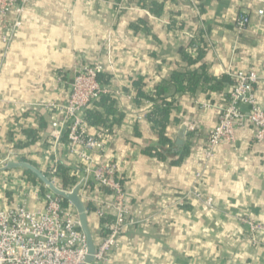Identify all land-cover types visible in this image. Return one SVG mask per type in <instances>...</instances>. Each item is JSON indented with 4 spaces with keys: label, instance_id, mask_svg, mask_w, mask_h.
Here are the masks:
<instances>
[{
    "label": "crops",
    "instance_id": "obj_1",
    "mask_svg": "<svg viewBox=\"0 0 264 264\" xmlns=\"http://www.w3.org/2000/svg\"><path fill=\"white\" fill-rule=\"evenodd\" d=\"M144 1L29 2L8 52L0 41V158L20 154L21 160L39 168L55 159L70 163L80 173L78 182L88 177L80 190L85 204L96 198L114 206V195H103L66 141L50 140L52 123L62 119L61 106L71 94L77 60L100 62L103 73L110 76L107 85L122 93L116 97L124 117L107 149L93 157L113 165L128 208L148 218L123 232L107 264H264V233L255 244L234 218L243 214L264 224V144L254 141L255 128L249 123L238 131L234 145H218L209 162L205 156L210 132L218 124L221 108L229 104L233 84L223 91L198 90L179 100L169 137L177 144L182 126L197 124L195 133L187 129L183 145L189 154L180 166L143 153V146L157 142L158 135L145 116L148 102L140 107L133 100L137 78H143L151 91L177 70L196 69L188 66L181 52L196 59L203 42L207 47L201 63L210 77L260 69L264 0ZM148 1L161 6L160 15L149 10ZM241 16L249 18L242 31L237 27ZM197 33L202 35L195 42ZM254 91L264 105V82L255 84ZM240 105L248 113V107ZM26 129L39 134L32 146H25ZM8 174L26 178L21 169ZM35 190L28 192L30 209L41 207ZM192 190L212 197L216 209L194 198L182 204ZM14 195L0 192V205L12 204ZM111 211L115 213L114 207ZM90 219L93 236L99 239L100 221L94 212Z\"/></svg>",
    "mask_w": 264,
    "mask_h": 264
},
{
    "label": "built area",
    "instance_id": "obj_2",
    "mask_svg": "<svg viewBox=\"0 0 264 264\" xmlns=\"http://www.w3.org/2000/svg\"><path fill=\"white\" fill-rule=\"evenodd\" d=\"M30 1L0 0V41L5 45L6 52L22 26V16ZM13 13L14 19L11 18ZM248 24L247 16H241L237 21V27L241 31ZM103 71L104 66L100 62L85 64L77 60L71 94L68 101L61 106L62 119L52 123L50 136L53 144L66 136L69 152L78 158L87 176L92 175L99 189L106 187L114 195V206L96 198H91L90 204H86L87 211L90 207L105 232L99 239L94 238L96 252L92 264H107L110 253L119 247L123 232L148 220L133 214L128 208L123 185L113 165L95 162L93 157L94 152L105 151L108 141L114 136L109 135L105 139L107 131L90 126L84 111L103 95L122 94L114 93L110 86L100 84L98 78ZM230 77L234 82L230 102L221 108L218 124L210 132L205 152L207 162L214 158L218 145H234L238 131L249 123L255 128L254 141L264 144V105L257 100L254 91L255 84L264 82V63L260 69L240 70ZM241 103L248 107V113L242 109ZM187 129L195 133L197 124L191 122ZM12 161H22L21 155L8 153L0 158V169ZM60 161L55 159L49 164L50 179L54 184L57 181ZM200 176L201 174L197 175ZM87 178L81 182V188L87 185ZM32 188L37 190L36 200L41 203V207L37 209H30L27 205L28 192ZM10 191L15 194L14 202L8 206L0 205V264H85L87 241L77 213L70 204L65 206L63 200L45 186L31 184L25 177L0 171V192L8 194ZM188 198L201 201L211 210L216 209L214 199L197 190L187 194L181 203L184 204ZM113 207L115 213L111 214ZM234 218L243 225L253 243L257 244L264 233V224L243 214Z\"/></svg>",
    "mask_w": 264,
    "mask_h": 264
},
{
    "label": "trees",
    "instance_id": "obj_3",
    "mask_svg": "<svg viewBox=\"0 0 264 264\" xmlns=\"http://www.w3.org/2000/svg\"><path fill=\"white\" fill-rule=\"evenodd\" d=\"M146 1L147 0H145L143 4ZM148 4V8L152 13L161 14V6L151 1H148ZM201 35V33H197L194 41L197 42L196 40L200 39ZM206 47V44L203 42L201 48L198 49L199 54L196 59L185 51L181 52L182 59L188 63V66L194 65L196 69L183 68L177 70L169 79H164L151 91L145 88L143 78L134 80L133 100L140 107L148 102L149 106L144 108L145 116L158 135L157 142L148 143L143 146V153L145 155L156 157L162 162L169 163L173 166H180L184 158L189 154V148L185 145H177L168 134L171 119H173V114L177 109L176 107L179 104V100L185 94L191 96L195 95L198 90H204L208 93L223 91L226 85H232L234 83L233 79L228 75L221 76L220 78L209 76L205 65L201 63L202 58H204ZM98 80L102 86H108L107 84L110 83V76L101 73ZM210 82H214L215 84L208 86L207 83ZM119 105V98L114 94H108L93 101L84 111L86 120L90 126L107 131L108 134L105 135V139H108L109 135L114 136L115 126L120 125L123 121L124 113L119 110ZM25 134L27 136V143L25 146H32L40 139L37 130L26 129ZM135 134L137 138H140L138 129H135ZM63 140L66 141V136L63 137ZM22 160L35 165L30 160ZM40 169L50 178L49 166ZM21 171L32 184L44 186L33 173L25 170ZM79 174L78 169L71 166L70 163L60 161L55 184L65 190H72L79 183ZM101 191L103 195L112 194L111 190L106 187L101 188ZM63 204L65 206L69 205V203L64 200ZM88 209L90 224L92 212L90 207ZM90 228L94 235L92 226H90ZM104 235L105 232L101 229L100 237Z\"/></svg>",
    "mask_w": 264,
    "mask_h": 264
},
{
    "label": "water",
    "instance_id": "obj_4",
    "mask_svg": "<svg viewBox=\"0 0 264 264\" xmlns=\"http://www.w3.org/2000/svg\"><path fill=\"white\" fill-rule=\"evenodd\" d=\"M186 135L187 126L183 125L179 132V139L177 140L178 145L184 144ZM17 169L29 171L36 175L46 188H48L60 199L68 202L75 209L80 222L81 230L87 241V256L85 264H92L95 261L96 243L89 224L87 206L80 195L81 182H79L72 190H65L54 184L39 167L27 161H12L8 163L6 167L0 169V171Z\"/></svg>",
    "mask_w": 264,
    "mask_h": 264
}]
</instances>
